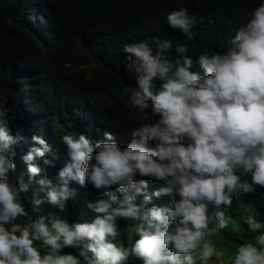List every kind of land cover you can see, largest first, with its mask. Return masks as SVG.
<instances>
[{
  "label": "clouds",
  "instance_id": "clouds-1",
  "mask_svg": "<svg viewBox=\"0 0 264 264\" xmlns=\"http://www.w3.org/2000/svg\"><path fill=\"white\" fill-rule=\"evenodd\" d=\"M165 23L194 38L186 7L168 11ZM172 47L159 37L124 46L136 73L125 70V99L142 116L138 124L108 119L89 97L51 109L0 88V264L219 261L222 253L206 237L228 226L224 208L234 196L264 204V2L225 53L201 54L193 66L185 44L170 60ZM101 60L116 62L109 54ZM103 79L110 93L119 91ZM28 191L36 217L17 223L29 216ZM72 206L92 222L46 223ZM119 217L141 221L130 247L114 242ZM246 223L251 232L264 227L253 216ZM66 246L81 250L63 253ZM231 264H264V232L241 244Z\"/></svg>",
  "mask_w": 264,
  "mask_h": 264
},
{
  "label": "trees",
  "instance_id": "trees-1",
  "mask_svg": "<svg viewBox=\"0 0 264 264\" xmlns=\"http://www.w3.org/2000/svg\"><path fill=\"white\" fill-rule=\"evenodd\" d=\"M262 2L264 0H0V88L12 97L26 94L34 103L51 109L89 97L108 119L122 122L132 117L138 124L142 116L132 112L125 99L126 68L136 79L123 50L126 44L150 37L168 39L173 44L166 53L170 60L177 55L176 46L185 44L193 66H198L201 54L225 53L229 39L240 25L248 22ZM179 6L186 7L196 20L192 27L193 39H188L179 29L168 28L165 23L166 13ZM106 54L113 56L116 62L102 64V56ZM103 78L117 84L119 91L110 93ZM113 96L121 100L122 110L111 102ZM109 107L115 109L112 111ZM132 129L131 126L126 130L129 133ZM29 192L23 194L29 216L18 218L17 223L34 220L33 213L36 217ZM239 197L234 196L232 204L224 208L228 226L206 237L222 253L221 260L212 257L208 264H222L223 260L231 264L241 244L254 243L259 233L264 232V227L251 232L246 223L249 216L264 223V204L253 197ZM137 202L142 201L138 198ZM72 209L58 210L46 223L50 226L51 220L57 217L69 225L92 222L81 219L84 214L79 206ZM116 223L119 236L114 242L118 246L130 247L139 239L134 226L141 221L119 217ZM80 250V247L66 246L62 251L78 255ZM46 251L48 249L41 247L42 254ZM141 262L143 264L142 259ZM125 264L140 263L138 258H130Z\"/></svg>",
  "mask_w": 264,
  "mask_h": 264
},
{
  "label": "rangeland",
  "instance_id": "rangeland-1",
  "mask_svg": "<svg viewBox=\"0 0 264 264\" xmlns=\"http://www.w3.org/2000/svg\"><path fill=\"white\" fill-rule=\"evenodd\" d=\"M109 82V84L112 86V87H115V86H118L117 84H115V83H113L112 81H108ZM210 235L212 236L213 235V233H210ZM209 236V235H208ZM207 236V237H208ZM215 259H217V257L216 256H213ZM219 260H221V256L218 258Z\"/></svg>",
  "mask_w": 264,
  "mask_h": 264
},
{
  "label": "bare ground",
  "instance_id": "bare-ground-1",
  "mask_svg": "<svg viewBox=\"0 0 264 264\" xmlns=\"http://www.w3.org/2000/svg\"><path fill=\"white\" fill-rule=\"evenodd\" d=\"M79 188H80V189H83V186H82V185H79Z\"/></svg>",
  "mask_w": 264,
  "mask_h": 264
},
{
  "label": "water",
  "instance_id": "water-1",
  "mask_svg": "<svg viewBox=\"0 0 264 264\" xmlns=\"http://www.w3.org/2000/svg\"><path fill=\"white\" fill-rule=\"evenodd\" d=\"M70 103H72V101L71 102H67V104H70Z\"/></svg>",
  "mask_w": 264,
  "mask_h": 264
}]
</instances>
